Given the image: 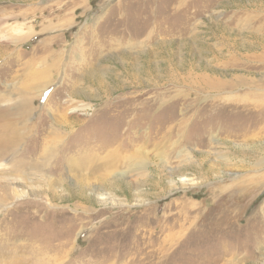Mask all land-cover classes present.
Instances as JSON below:
<instances>
[{
	"label": "rangeland",
	"instance_id": "rangeland-1",
	"mask_svg": "<svg viewBox=\"0 0 264 264\" xmlns=\"http://www.w3.org/2000/svg\"><path fill=\"white\" fill-rule=\"evenodd\" d=\"M5 1L15 14L35 11L27 18L35 32L54 30L0 59V110L51 82L30 121L9 113L0 126L22 132L28 120L41 132L91 105L60 152L73 155L69 165L89 152L99 170L73 164L78 177L63 179L57 197L0 208V264H264V178L254 179L264 173V0H87L74 21L70 5L48 17L55 0ZM3 41L0 56L12 48ZM97 139L94 148L85 143ZM123 148L143 150L146 173L131 167L111 179L125 163L111 168L106 157ZM104 175L110 191L78 195L79 177L94 186ZM7 212L14 223L26 220L21 234L6 235L19 225L7 223ZM61 242L62 254L51 255Z\"/></svg>",
	"mask_w": 264,
	"mask_h": 264
},
{
	"label": "bare ground",
	"instance_id": "bare-ground-1",
	"mask_svg": "<svg viewBox=\"0 0 264 264\" xmlns=\"http://www.w3.org/2000/svg\"><path fill=\"white\" fill-rule=\"evenodd\" d=\"M87 2H88V5H87ZM89 3L90 2L87 0H75V2L69 1V3H66V2L63 3V0H55L54 4L55 6H57V9L52 7V9H56L52 12V14H56V15L55 16L48 15V17H51L52 19H58L63 16L62 13H64L65 11H70L71 9L76 8L71 13V16H72L71 19L72 20L77 19L78 16H75L76 10L83 9L84 12H86L87 10L90 9ZM8 5H9V1H5V0L0 1V39L4 40L3 42L5 43V46H4L5 48H10V47L12 48L8 50L7 52H5L3 55H1L0 59L8 55L9 53L12 54V51L17 52L16 49L18 45H20L26 39L27 40L30 39L33 35H36V34L40 35L41 33L42 34L44 33L43 36H45L46 34H48L47 31L54 30V27L52 26L48 27L47 25L46 26L42 25L43 28H41L39 32L37 31L35 32L33 29V25H29V26L27 25V23H30L27 20L29 14L34 13L35 11L32 10L29 12V10H27V11H21L19 14H15V11L9 9ZM67 5L68 6L70 5L69 8L71 9H69ZM46 10H47V7H42V9H40V12H42L41 15L43 18H45L43 15L46 12ZM13 18H17V21L13 22L12 21ZM19 20H21L22 23H20ZM8 22H11V24H7ZM62 22H66V21H62ZM67 22L69 26L72 25L71 22L69 21ZM5 24H7V26H5ZM57 38L58 37H52V38H47V39L42 38L41 41L39 42V45L40 47L42 46L43 48L45 46L48 47V45L51 44V42H53V40H56ZM56 53L57 51L50 52L49 50H47V54H50V56L55 57ZM55 58H52V59L55 60ZM10 59L11 58H9L6 61H10ZM49 83L46 82L45 84L40 85L39 89L37 90V92L35 93L33 97L29 96L28 92H25L23 94L21 93L18 96V99L20 98L18 102L11 101V103L13 104H10L9 105L10 107L0 110V122H2L10 114L14 116L16 115V117L22 120H24L25 118H28L29 120L33 112L37 110L36 107L34 108L32 107L33 102H36L38 97L42 95L43 91L47 89V85ZM44 104L45 106L42 109L43 111L48 108L47 107L48 103L46 102ZM120 105L122 108H120L119 106L118 107L121 109V113L124 114V113L129 112L127 103H123V104L120 103ZM90 107L91 105L81 106L79 110L81 114H76V115L73 114L74 115L73 121L69 122L70 118H72L71 116L66 119L60 118V122H57V123H55L54 121L56 120H54L52 121L51 126L50 127L48 126V129L46 127V130L45 131L43 130L41 132L40 131L36 132V129L34 128L35 123L31 126H28L27 124L28 120L22 124L23 131L21 132L19 130L21 133L18 132L17 129L11 130V127L9 130H6L8 128L6 124H4L3 127L0 126V208L3 209L6 206L5 204L7 203L11 204L14 201L21 200L25 197H29L30 195L33 196L34 198L43 199L47 203L49 201L47 199V195L48 197H52V198H54L55 196L57 197L55 189L58 190L60 189L61 186L63 187V184H64L63 179H77L78 175L74 174L75 172L74 166L77 168V170H82L85 165L87 166L89 164L94 166V170L98 168L97 164L95 163L96 162L95 157L91 155L89 152H86V156L79 155V158L83 159L81 160L82 161L81 165L75 164V160H74L75 158L72 159V161L70 162L71 165L64 164L63 162H65V160L69 161L73 155L71 153L65 154V153L60 152V145L63 139L65 138L64 135L68 136L67 131H71L72 128L77 127L76 126L77 124L79 125L83 122L88 123V120L85 118V114H82V113H85L86 108H90ZM50 116L52 117L51 113H50ZM113 130H119V127L116 125ZM87 133L88 132H85V134ZM113 135L117 137V134H113ZM116 139L118 140V137ZM98 141L99 139L93 141L92 144L88 143V141H86L85 143L91 145V146H88L89 148H94L93 145L95 146L99 145ZM27 143L29 145L26 147ZM77 146L78 145H72L71 147L76 148ZM25 147L26 149L21 154L20 152ZM108 153L109 154L107 155L106 158H108L111 164L110 166L111 168H113L114 161L125 163L123 164L125 166L124 167L125 171H122L121 173H117L116 170H114L113 171L114 174L111 179H113V177H116V175H120L118 177H121V176L123 177L124 175L128 173L127 168L131 169V167H134L135 169H139L144 173H146L147 171L146 169L142 167L144 166L147 167L148 163L140 162L139 154H138V153H143V150H139L131 154L129 151H126L124 148L120 149L118 153L114 151L113 149H111L109 150ZM126 153H129V155H126ZM183 154L185 153L183 152ZM56 156H59V157H56ZM55 162L56 164H54ZM57 164H59L61 169L64 166H67V167L64 171H61V169H58L57 171L56 169ZM263 166H264V162L259 163L257 165L258 169ZM64 173L66 174L65 176H63ZM52 174H55V175L53 176ZM107 178L108 177L104 175L103 177L97 180L99 182V185L91 186L89 184V181L86 180L85 177L81 176L78 178L80 180L75 182L74 186L78 192V195L83 197L84 191L86 192V190L92 191V192H101V191H104L105 188H107L108 190L109 188L110 189L113 188L114 186L112 185V182ZM256 178L263 179L264 173L258 174L257 176L254 177V179ZM50 179H58V180H54L52 182ZM179 181L182 182V184L186 185L185 177L180 176ZM37 184L40 186V189L39 190L33 189L32 186L37 185ZM17 213H18V210H16L15 213H13L14 216ZM9 215H10L9 212H7L4 215V218L7 219V223H11L13 225H15V223H18L21 226L18 225L17 230H12V232H15V233L8 231L6 235L15 236L16 234L17 235L21 234L22 230L26 228L25 226L26 220L25 219L17 220L14 223L13 221L15 220L16 216L12 220ZM31 228H33V226ZM83 229L84 228H81L78 234ZM33 232L34 230L32 231V234H30L29 237L27 238L31 242L33 241V236H34ZM69 236L67 237V239L69 238ZM63 237H65L63 239L66 240V236L64 235ZM34 238L36 239V237ZM7 244H10V242H7ZM67 244L68 242L66 243L61 242V244H59L58 246H53L54 248L52 250L51 255L55 257L61 255L63 248L67 246ZM3 245L5 244L3 243ZM42 245L43 247L44 245L47 247V244H42ZM43 247L41 249H43L44 251H47L46 247L45 248ZM47 252L49 253L50 251H47ZM11 264H12V261H11Z\"/></svg>",
	"mask_w": 264,
	"mask_h": 264
}]
</instances>
